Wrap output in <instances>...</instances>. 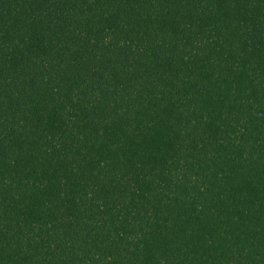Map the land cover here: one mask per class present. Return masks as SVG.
Wrapping results in <instances>:
<instances>
[{
    "label": "trees",
    "instance_id": "16d2710c",
    "mask_svg": "<svg viewBox=\"0 0 264 264\" xmlns=\"http://www.w3.org/2000/svg\"><path fill=\"white\" fill-rule=\"evenodd\" d=\"M0 264H264V0H0Z\"/></svg>",
    "mask_w": 264,
    "mask_h": 264
}]
</instances>
